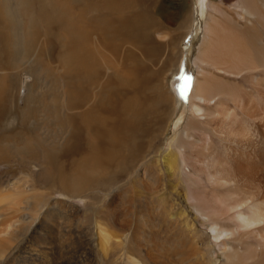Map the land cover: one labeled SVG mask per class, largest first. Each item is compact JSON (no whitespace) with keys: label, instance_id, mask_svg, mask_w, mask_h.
Returning <instances> with one entry per match:
<instances>
[{"label":"bare ground","instance_id":"bare-ground-1","mask_svg":"<svg viewBox=\"0 0 264 264\" xmlns=\"http://www.w3.org/2000/svg\"><path fill=\"white\" fill-rule=\"evenodd\" d=\"M52 2L22 0L32 14L23 41L14 33L18 9L0 5V153L18 144L31 152L32 111L52 107L71 127L60 137L56 158L88 147L82 164L112 176L107 214L130 232L136 247L128 249L129 264H142L134 253L139 246L158 248L162 264H216L218 258L221 264H264V0H208L197 53L187 51L178 63L181 29L193 18L189 4L167 26L156 10L160 0ZM60 31L69 36L61 43L66 52L59 50ZM52 64L62 97L57 85H44L47 92L36 94L45 106H36L40 100L31 99L28 86L22 103L15 94L9 105L7 76L14 79L23 69L40 73ZM174 70L181 86L175 101L168 86ZM182 96L187 113L166 151L162 137ZM56 120L62 127L64 120ZM45 158L50 162L49 154ZM63 171L42 185L56 182L64 193H80L87 185L78 179L84 170L73 181ZM38 207L34 196L0 193V226L6 224L0 258L36 219ZM97 227L104 251L110 238L102 222ZM49 228L43 224L31 235L32 246L24 251L29 259H36L37 246L56 259L46 249Z\"/></svg>","mask_w":264,"mask_h":264},{"label":"rangeland","instance_id":"rangeland-1","mask_svg":"<svg viewBox=\"0 0 264 264\" xmlns=\"http://www.w3.org/2000/svg\"><path fill=\"white\" fill-rule=\"evenodd\" d=\"M9 1H11V3ZM16 1L17 0H0V5H4L5 7L12 5L13 8L16 6L14 9L15 11L18 9L19 15L17 16V19L22 25L19 23V26H17V29L14 33L16 35H19L20 33V37H23L20 40L23 41L30 25L29 19L31 16L29 17V15L32 14H30V11H25L28 8H23L24 4L22 5V0H20V2L19 0L17 2ZM53 1L55 2V0ZM5 2H7V4H5ZM18 2L20 5H22V7L17 5ZM54 2H52V5H54V7H58L59 3ZM187 4H189L193 10V18L190 23L186 25V27L181 29L182 32L178 43L179 57L177 59V63L179 62L180 55L185 54L187 51L190 50L192 52V56L197 53L201 42V36L203 35L202 26L208 13V0H160L159 4L156 6L157 12H160L159 16H163L164 19L166 18L164 21L169 22H167L168 26L171 23L170 19L173 18V14L183 13V8ZM25 6L27 5L25 4ZM36 22H38L37 19ZM40 23L38 24L39 27L41 24L43 25V23ZM61 31L59 37L60 51L63 40L66 38L69 39V36L64 34V31V33ZM174 33L172 34L173 36H175ZM62 49L65 50L64 52L68 50L67 48ZM42 62L40 64L42 67L40 68H44V61ZM47 67L48 68H45L44 70L39 69L40 73L24 69L18 70L17 74L14 76V79L10 80H8L7 76V80L3 81H8V84H10V88L8 89L9 105H11L12 100L13 102L16 101L18 103L17 105H20L22 103L24 93L27 92L28 86L32 87V93L30 96L31 99L33 97H37L40 100L36 101V106H45L43 100H41L36 94V92L40 89L47 92V89L44 88V85H57L58 95L62 97V81L52 73V71H54L53 64L52 66L47 65ZM16 71L17 69H13L10 72L14 73ZM7 74L8 73H5L4 76ZM178 81L179 74L176 72V70H174L168 80V86L171 88L172 93H174V101L176 99L175 92L180 86L179 84L176 85ZM185 84L188 83L185 82L182 88L185 92H187L188 89H186L187 85L185 87ZM17 94L21 97V100H16ZM46 102L48 103V98L46 99ZM184 104V99H178L176 103V115H174L172 121H170L167 128L168 130L162 137L163 149L166 151L167 149H170L169 146L172 144V142H175L177 138V129L179 127L178 124L183 122L184 116L187 113V108H185ZM32 113L33 119L29 124V126H31L34 130L33 139L29 141L31 152L27 153V151L21 149L22 147H19L18 144L14 147H12V145H9V147H4L0 153L4 157L3 159H0V193L8 194L12 199H18L22 196H34V201L39 204V207L36 212V219L31 222L26 232L23 231V233L17 235V240H15L16 242L14 243L15 245L13 244L14 246H12V248L7 251L3 258H0V264H129L128 256L129 252H131L129 250L135 246L129 241L128 236L130 232L126 231L125 226H119L114 223L109 214H107V206L112 198V189L110 190L112 185V176L103 177L101 175V171L98 170V168H94L91 163L82 164L88 147H80L82 149L77 153H73L68 150L66 154L62 156V160H58L56 155L59 154L60 149L62 148L59 140L61 137V140L63 141L64 137L68 133L69 128H71L70 124L65 119V115H58L56 110L52 107H46V109H42L41 112H35L34 110ZM59 117L64 120L62 127L59 126V122L56 120ZM86 137L87 140H90L89 133L86 134ZM0 145H2V143ZM164 150L163 152H166ZM30 153L31 155H29ZM47 154H49L50 162L45 158V155ZM62 168H64L62 174L67 177L68 181H73L78 177L77 170H81L79 171V175H81L83 170V175L85 176L87 174V177L81 175V178H78L81 180L84 178L82 180L84 183L87 181V185L85 186L84 184L80 193H64L62 192L61 187L53 181L50 186L45 187L42 185L45 179H55L56 173ZM124 168L126 169L127 167L125 166ZM116 193L117 192L113 191V194L116 195ZM53 204L54 207L52 206ZM48 211H50V216L45 220L46 223H44V219L46 218L44 215H47ZM122 217H120L118 220H122ZM25 218L28 220L30 216L28 215V217L26 216ZM99 221L102 222V224L106 227V231H103L110 238L107 248L103 246L104 251H102L100 247L104 239H102V237L99 235L100 227H97ZM1 222H3L2 219ZM43 224H46L48 227H50L49 229L52 231H49L51 243H47L48 248L46 249L48 251L55 252L56 259H54L50 254H48L49 256H46L44 253V247L42 246H37L36 248L37 252L33 257L36 259H29L24 251H26L28 247L32 246L31 241L33 238L30 239V237L31 235H34V232L38 231ZM4 225L6 224L3 223L2 227L0 226V231H4L6 229ZM121 229L123 231H121ZM200 230L204 236L206 235L208 237V230L203 228H200ZM114 238L118 239L120 245L116 243V239ZM206 244H208V241ZM152 248L153 247L145 248V246H139L138 250L134 252L137 253V255H133L137 257L138 254L140 256L143 253L141 255L142 257H137L141 258L140 260H142V264H162V262L158 261V257L156 256L158 248H153V250ZM107 250H109V252H106ZM214 250L217 254H219L216 249ZM148 252L149 255L147 256L146 254ZM150 255H154L155 260L152 258V256L150 257ZM149 257L152 258V260H150ZM221 263V258H218L216 264ZM199 264H208V262H201Z\"/></svg>","mask_w":264,"mask_h":264},{"label":"snow or ice","instance_id":"snow-or-ice-1","mask_svg":"<svg viewBox=\"0 0 264 264\" xmlns=\"http://www.w3.org/2000/svg\"><path fill=\"white\" fill-rule=\"evenodd\" d=\"M181 98L183 99V96Z\"/></svg>","mask_w":264,"mask_h":264}]
</instances>
